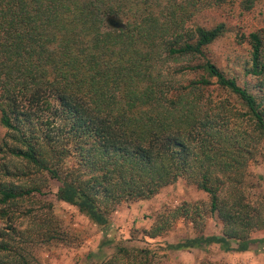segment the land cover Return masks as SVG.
Returning <instances> with one entry per match:
<instances>
[{
    "label": "trees",
    "instance_id": "obj_1",
    "mask_svg": "<svg viewBox=\"0 0 264 264\" xmlns=\"http://www.w3.org/2000/svg\"><path fill=\"white\" fill-rule=\"evenodd\" d=\"M233 3L0 0V155L22 164L1 167L0 264H31L33 246L69 242L52 204L36 200L41 187L13 181L45 173L58 184L55 199L102 230L119 205L184 180L207 206L158 214L144 237L184 218L196 235L167 250L264 248L253 237L264 231V195L252 194L248 171L264 151V27L235 35L247 56L229 69L208 54L229 27L199 22ZM204 216L221 223L220 235L204 234ZM158 256L119 245L96 264H158Z\"/></svg>",
    "mask_w": 264,
    "mask_h": 264
},
{
    "label": "rangeland",
    "instance_id": "obj_2",
    "mask_svg": "<svg viewBox=\"0 0 264 264\" xmlns=\"http://www.w3.org/2000/svg\"><path fill=\"white\" fill-rule=\"evenodd\" d=\"M239 1L234 0L231 6L217 12L206 13L199 18V22L206 25L224 22L230 29L222 40L217 41L208 50L209 56L222 68L232 69L233 62L244 60L247 56V45H238L235 35L241 33L247 35L264 27L263 3L259 2L253 9L245 12L239 7ZM0 134L1 136L4 134L1 128ZM262 149L264 150V142ZM2 165H7L10 170L16 167L22 168L18 160L0 155V176ZM248 171L254 183L252 194L264 195V151L259 161L251 164ZM13 181L23 186H31L35 183L40 186L44 196L37 197L36 200L52 204L55 222L69 237L67 244L33 246L31 264H96L109 258L119 245L153 250L159 255L156 258L158 264H264L262 246H253L250 251L243 253H226L217 246H210L205 250H167V245L176 244L196 235L191 222L184 218H179L168 232L155 239L144 237L142 231L152 226L158 214L167 213L182 203L200 202L207 206V195L184 180L163 188L151 199L119 205L111 214L110 225L105 230L93 225L75 207L56 200L54 193L58 184L49 179L46 173L33 175L31 178L20 177ZM26 205L31 210L39 208L38 204L29 206V203H26ZM37 213L44 217L46 212L38 211ZM204 217V234L220 235L221 223L213 216ZM25 226L23 224V227ZM253 237H264V231H256Z\"/></svg>",
    "mask_w": 264,
    "mask_h": 264
},
{
    "label": "water",
    "instance_id": "obj_3",
    "mask_svg": "<svg viewBox=\"0 0 264 264\" xmlns=\"http://www.w3.org/2000/svg\"><path fill=\"white\" fill-rule=\"evenodd\" d=\"M107 22L110 26H112L114 28H121L122 27V24L120 23V21L115 17H109L107 19Z\"/></svg>",
    "mask_w": 264,
    "mask_h": 264
}]
</instances>
